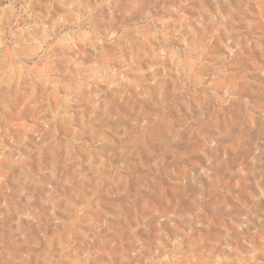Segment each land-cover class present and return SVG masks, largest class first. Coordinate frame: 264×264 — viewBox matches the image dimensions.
Instances as JSON below:
<instances>
[{
	"label": "rangeland",
	"instance_id": "obj_1",
	"mask_svg": "<svg viewBox=\"0 0 264 264\" xmlns=\"http://www.w3.org/2000/svg\"><path fill=\"white\" fill-rule=\"evenodd\" d=\"M235 2L146 0L150 15L137 11L131 18L136 32L121 37L115 29L123 17L113 12L115 24L106 38L105 0H0V31L37 38L63 25V5H73V18L83 14L96 29L95 36L83 31L76 46L80 59L95 71L118 74L83 88L91 98L73 104L68 85L58 76L39 85L22 77L6 79L0 59L3 222L38 237L64 233L76 238L95 229L104 234L160 210L196 221L201 235L215 236L224 227L243 223L253 209L264 212L261 201L253 203L258 195L264 197V173L246 176L230 146L205 145L225 121L236 118L240 97L264 90V30L245 31L232 14ZM177 34L194 35L206 49L205 55L187 61L189 84L183 83L184 62L177 61V49L187 42L181 43ZM61 36V44L70 38L67 29ZM165 38L171 54L160 49V55L167 60L163 71L168 78L160 82L155 66L141 60V75L150 77L144 84L128 61L141 49L145 55L154 51ZM92 41L102 51L99 59H89ZM70 67L66 61L65 69ZM41 73L47 75L45 69ZM82 75L73 70L68 79L80 83ZM228 85L235 90L233 97L217 111L216 97L225 99ZM24 88L33 98L45 96L50 113L41 116L36 105L9 99ZM161 100L170 104L167 111ZM203 109L207 115L194 119ZM157 113L164 119L137 129V121Z\"/></svg>",
	"mask_w": 264,
	"mask_h": 264
},
{
	"label": "clouds",
	"instance_id": "obj_2",
	"mask_svg": "<svg viewBox=\"0 0 264 264\" xmlns=\"http://www.w3.org/2000/svg\"><path fill=\"white\" fill-rule=\"evenodd\" d=\"M60 2L51 0V3ZM63 6L67 17L64 24L55 25L39 38L31 33L26 36L23 32L0 31V59L6 65V79L22 77L30 81L31 85H39L47 82L49 76L56 75L68 85L67 95L71 103L79 101L84 104L91 97L85 96L83 88L95 87L102 84L105 78L118 74L112 69L104 73L95 71L88 60L80 59V49L76 46L81 42L83 31L96 35L95 24L83 14L73 18V5ZM103 6L109 11L106 38L107 33L112 31L111 25L115 24L111 13L116 12L123 17L115 29L121 37L126 32H136L131 18L137 11L150 15L146 0H127L123 5L121 0H105ZM232 14L245 31L251 33L264 30V0H236ZM65 29L70 38L61 44L64 40L61 33H65ZM176 38L181 39V43L187 42L185 47L177 49V61L184 62L183 83L189 84L192 77L187 71V61L205 55L206 49L197 42L194 35L180 37L177 34ZM88 47L92 49L89 59L102 56V51H97L95 47V41L90 42ZM160 49L171 54L167 38L158 40L154 51L145 55L141 49L128 61L129 69L134 70L144 84L149 83L150 77L141 75V60L155 66L160 82L168 78L167 72L163 71L167 60L160 55ZM73 57L76 59L73 60ZM66 61L73 67L66 70ZM41 69H45L47 75L42 74ZM73 70L83 74L80 83L76 79H68ZM234 92L232 86L228 85L225 99L216 97L217 111L227 100L232 99ZM210 95L215 96V92ZM9 99L15 103L36 105L41 109V116L51 111L46 105L45 96L33 98L27 88L18 90L16 96ZM160 104L165 111L170 108V104L163 100ZM205 115L207 110L203 109L198 115L194 113L193 118L201 120ZM157 119H164L163 114L157 113L151 119L137 121V129L143 130ZM48 122L51 123V120ZM222 144H227L237 154L244 175H251L253 171L264 173V90L257 89L251 95L240 97L236 118L230 122L225 121L215 137L205 142L209 149ZM256 200L261 201L264 207V197L258 195L253 203ZM243 220V223L224 227L215 236L201 235L196 221L175 212L156 210L143 219L118 229H109L104 234L95 229L76 238L64 233L59 238H47L42 234L35 236L19 226L14 227L3 222L0 217V264H264V212L253 209Z\"/></svg>",
	"mask_w": 264,
	"mask_h": 264
}]
</instances>
